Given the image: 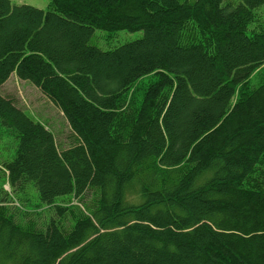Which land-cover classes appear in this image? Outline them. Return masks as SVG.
<instances>
[{"label": "trees", "instance_id": "16d2710c", "mask_svg": "<svg viewBox=\"0 0 264 264\" xmlns=\"http://www.w3.org/2000/svg\"><path fill=\"white\" fill-rule=\"evenodd\" d=\"M48 1L0 0V88L36 87L73 143L0 94V264H264V0ZM29 184L44 224L11 204Z\"/></svg>", "mask_w": 264, "mask_h": 264}, {"label": "rangeland", "instance_id": "374dc122", "mask_svg": "<svg viewBox=\"0 0 264 264\" xmlns=\"http://www.w3.org/2000/svg\"><path fill=\"white\" fill-rule=\"evenodd\" d=\"M15 5H28L41 10H47L48 0H10ZM193 2L194 0H188ZM256 22H254L249 28L252 29L258 26L257 29L264 30V5L258 8L256 11ZM141 32H127L118 31L115 33H107L101 30H95L91 38V44L97 48L108 51L113 50L125 43L134 41L140 38ZM148 79H144L143 82H147ZM0 94L5 97L14 100L16 106L20 108L30 119L39 121L46 125L55 137L57 147L60 151L69 148L72 143V134L68 123L66 122L62 113L50 103L32 84L27 81L20 80L12 73L9 79L1 86ZM4 127L0 125V164L4 160H11L14 157V142L11 134H8ZM13 143V147L11 144ZM3 189L10 192V188L7 184L3 186ZM10 201L12 206H20L22 211L29 212V218L34 219L39 224H44L52 217V211L50 208L42 207L39 210V215H36L33 210L34 206L38 204V196L32 184H29L25 192L22 194L11 192ZM66 202L67 200L58 199Z\"/></svg>", "mask_w": 264, "mask_h": 264}]
</instances>
